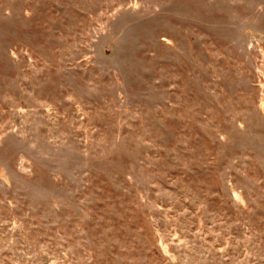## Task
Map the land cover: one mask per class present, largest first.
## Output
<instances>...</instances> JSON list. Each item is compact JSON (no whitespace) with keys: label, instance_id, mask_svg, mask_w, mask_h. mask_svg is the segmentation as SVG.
<instances>
[{"label":"rangeland","instance_id":"obj_1","mask_svg":"<svg viewBox=\"0 0 264 264\" xmlns=\"http://www.w3.org/2000/svg\"><path fill=\"white\" fill-rule=\"evenodd\" d=\"M0 264H264V0H0Z\"/></svg>","mask_w":264,"mask_h":264}]
</instances>
